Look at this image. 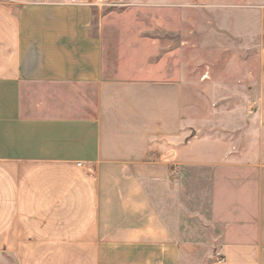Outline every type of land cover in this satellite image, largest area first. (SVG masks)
<instances>
[{
    "label": "crops",
    "instance_id": "obj_1",
    "mask_svg": "<svg viewBox=\"0 0 264 264\" xmlns=\"http://www.w3.org/2000/svg\"><path fill=\"white\" fill-rule=\"evenodd\" d=\"M111 53L90 4L0 1V264H264V145L184 143V83ZM33 85L93 87L95 116L31 109Z\"/></svg>",
    "mask_w": 264,
    "mask_h": 264
},
{
    "label": "rangeland",
    "instance_id": "obj_2",
    "mask_svg": "<svg viewBox=\"0 0 264 264\" xmlns=\"http://www.w3.org/2000/svg\"><path fill=\"white\" fill-rule=\"evenodd\" d=\"M0 1L92 5L112 39L106 57L111 73L136 55L163 61L168 75L184 83V143L208 149L229 143L235 152L240 142L264 145V0H108L103 6L94 0ZM128 43L135 48L125 49ZM95 102L93 87L33 85L24 93L31 109L49 103L77 116H95ZM205 189L200 184L191 196L192 214L205 215ZM199 221L205 226L201 216ZM218 252L215 247H184L181 264H211Z\"/></svg>",
    "mask_w": 264,
    "mask_h": 264
},
{
    "label": "built area",
    "instance_id": "obj_3",
    "mask_svg": "<svg viewBox=\"0 0 264 264\" xmlns=\"http://www.w3.org/2000/svg\"><path fill=\"white\" fill-rule=\"evenodd\" d=\"M108 2V0H94V5L103 6Z\"/></svg>",
    "mask_w": 264,
    "mask_h": 264
}]
</instances>
